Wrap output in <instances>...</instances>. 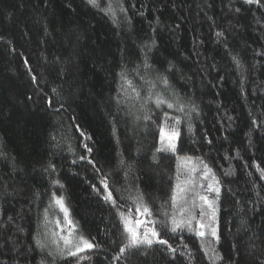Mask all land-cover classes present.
<instances>
[{
  "label": "trees",
  "instance_id": "16d2710c",
  "mask_svg": "<svg viewBox=\"0 0 264 264\" xmlns=\"http://www.w3.org/2000/svg\"><path fill=\"white\" fill-rule=\"evenodd\" d=\"M97 5L0 0V264H264V0ZM122 71L142 96V75H167L171 88L151 91L187 105L188 116L166 109L192 125L179 126L175 152L157 151V124L143 119L132 89L118 94ZM216 180L218 240L210 228L195 235L198 194L215 199L206 188ZM57 197L94 249L71 257L53 236ZM121 212L138 235L155 227L168 243L128 247ZM189 217L191 230L170 231Z\"/></svg>",
  "mask_w": 264,
  "mask_h": 264
},
{
  "label": "snow or ice",
  "instance_id": "6c2138e0",
  "mask_svg": "<svg viewBox=\"0 0 264 264\" xmlns=\"http://www.w3.org/2000/svg\"><path fill=\"white\" fill-rule=\"evenodd\" d=\"M89 4L93 6H98L97 5V0H88ZM247 3L252 4V3H259L260 0H246ZM123 11V9H121ZM239 11V9H237ZM106 14H113V10L111 6H109L107 9H105ZM222 35V33H217V36ZM233 61L239 65V60L236 57H233ZM149 65L147 62L144 64L145 69H149ZM121 80L124 82L120 93L118 94H123L124 92L127 91V88H131L132 91L136 94V97L142 101L140 107L141 109L144 110L145 114L143 116V119L145 121H149L153 124H157L158 130H159V142L164 145L162 148H158L157 151H173L175 152L177 149V144L176 141L179 139L181 132L179 126L182 123H187L188 131H192V125L188 120L182 121L179 116H173L170 114L169 111L167 110H172L174 109L176 112H185V108L187 105L183 101L182 98L178 96L175 92L171 93V96L174 97V99L170 102L168 98H166L162 92L157 91V92H152L151 89H154L157 87V84L162 85L166 89L171 88V84L169 82V79L167 75L164 74H158L156 77V82L149 81L145 79V77L142 75L141 79L144 80V83L149 85V90L147 92V95H141V93L137 90V88L133 85V82L127 78V73L122 71L120 73ZM35 80V78H33ZM53 92H55V89H53ZM190 99V98H189ZM149 105H154L155 111H153ZM49 106H51V102L49 101ZM62 107V105H61ZM167 109V110H166ZM57 111H59L57 109ZM156 111H158L161 115L159 116V120L157 121L154 119V116L156 114ZM191 112L198 113L199 111V106L196 105L194 102L191 103ZM185 115L188 116V113L185 112ZM139 119V117H137ZM190 119V117L188 118ZM81 135H84L81 133ZM85 150L88 153L92 152V149L87 145H83ZM81 160L88 159V163H92L94 165V162L84 156L80 157ZM227 159V157H226ZM75 163V161H74ZM123 163V162H121ZM201 163H203L204 166V172H203V178H207L209 174L212 173V169L209 168L207 163H204L203 160H201ZM55 171V166L54 165H49L48 168L45 169V171ZM194 170V169H193ZM226 175H229L230 172H226ZM261 179H264V172L261 173ZM213 180H215V176L213 175ZM54 185H59L60 187H63V185L59 184L58 180L53 181ZM220 182L218 180L215 181V183H209L206 188L207 193H214L215 194V199L210 198L209 195H199L198 194V199L201 202L200 206V216L202 217L201 220L196 222V228L197 231L195 232V235L199 237H204L205 236V231L202 229L205 228H210V234L213 238H216L217 240L219 239L217 235V230L215 227H211V224L215 221L216 217V212H217V203L216 201L219 199L221 188L218 186ZM105 188L107 189V185H105ZM106 200H112V193L109 192L107 196H105ZM175 194L172 197L173 202H175ZM113 204H115V201H112ZM55 203L60 207V209L64 212L65 214V221H67L68 225L71 227L73 222L68 220V212L64 204V200L62 197H57L55 198ZM205 206L207 208V212L211 213V215H207L205 211ZM142 207V213L143 214H149V209L147 206H141ZM131 211V210H129ZM137 215L141 214V208H137L135 210ZM207 215V219L209 220V224H205L203 222V217ZM120 219L124 225L125 233L130 235V243L128 247L131 248H138L141 245H149L151 246L154 242L153 238H156L157 242L160 244H167V240L159 239L160 233L157 232L155 227L149 228L148 231L143 235L140 236L138 235V232L134 230L133 227L130 226V220L124 216V214L121 212L120 213ZM58 226H59V222ZM136 225L137 226H143L144 221L140 219H136ZM171 228L170 231L172 233L177 232L178 230H183L185 226L191 230L192 228V218L189 217L187 220H182V221H176L173 219L171 221ZM150 233V236H149ZM71 236V233H70ZM64 245L66 246V254L71 257H77V254L80 252H84L85 250H92L95 248V244L93 242H90L83 237H80L78 240L77 239H71V238H66L62 237ZM37 245L41 248L44 247L43 244L40 243V241H37ZM74 249V250H73ZM169 249L172 252H175L177 249L172 248L169 245ZM121 253H125L126 249L121 248ZM65 253V249L60 250V254L63 255ZM49 256H53L54 254L52 252L48 253ZM125 259H128V257H125ZM217 259H219V256H217Z\"/></svg>",
  "mask_w": 264,
  "mask_h": 264
},
{
  "label": "rangeland",
  "instance_id": "374dc122",
  "mask_svg": "<svg viewBox=\"0 0 264 264\" xmlns=\"http://www.w3.org/2000/svg\"><path fill=\"white\" fill-rule=\"evenodd\" d=\"M55 209H56L57 213L51 218L52 223L50 225V226H52V225L54 226L53 227V229H54L53 236L55 238L60 236V238H61L60 241H62V243H64L62 237L78 240L80 238V235L78 234V231L75 227V223H74L73 219H71V217H70L68 208H66L67 212H68V220L73 222L71 227L68 225L67 221H65V214L57 204H56ZM57 222H59V226H58ZM50 229H51V227H50ZM70 233H71V236H70ZM60 247H63V246H60Z\"/></svg>",
  "mask_w": 264,
  "mask_h": 264
}]
</instances>
